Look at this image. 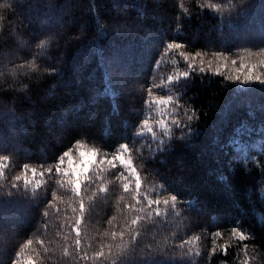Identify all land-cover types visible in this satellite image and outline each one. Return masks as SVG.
<instances>
[{
  "label": "trees",
  "instance_id": "16d2710c",
  "mask_svg": "<svg viewBox=\"0 0 264 264\" xmlns=\"http://www.w3.org/2000/svg\"><path fill=\"white\" fill-rule=\"evenodd\" d=\"M209 2L0 0V155L9 158L4 169L7 179L0 178V264H12L15 252L28 239L33 244L23 256H31L37 264H74L71 257L64 258L63 250L73 244L75 234L61 225L72 222L69 204L78 209V202L69 200L70 190L60 189L52 178H41L39 173L52 167L65 150L76 157L78 143L82 150H115L124 140L134 143V128L143 119L155 127L161 117L156 109H147V93L140 83L149 82L153 73L160 82L187 69L177 53L163 56L167 42H184L183 50L188 52L223 51L237 59V67L240 56L260 50L264 0H235V15L227 20L210 8L201 9ZM180 4L191 18H183L182 29L176 32V18L184 14ZM228 14L225 7L223 15ZM43 35L51 40L40 49L35 37ZM158 58L161 64L155 69ZM260 59L264 57L245 62ZM107 65L112 66L111 84L119 93L115 98L103 94L109 83ZM53 67L55 73L47 70ZM221 81L222 76L214 75L204 83L197 79L183 96L186 106L200 111L193 144L186 146L177 135L169 140L170 151L153 156L145 147L151 142L150 134L135 142L131 158L142 180L141 199L143 194L159 196L161 201L172 193L180 197L175 210L171 203L166 208L161 202L162 215L144 224L137 241L138 258L151 244L156 264H243L245 252L231 236L235 226L254 237L244 242L249 264H264V87L258 83L222 86ZM165 94L179 95L175 89ZM115 104L120 109L116 114ZM25 163L37 169V179L44 180L38 201L22 182L19 190L11 188L10 180ZM114 175L106 174L107 199L95 201L89 222L81 225L90 259L79 264H108L91 259L101 243L111 242L99 233L111 231L107 221L112 216L117 217L113 223L121 225L124 204L133 203ZM132 187L134 194V181ZM52 191L63 202L51 201L55 208L47 209L43 194L51 200ZM191 200L196 201L195 207L188 205ZM42 210L50 212L47 219ZM127 215L130 219L135 213ZM217 230L222 236L216 244L228 245V255L217 251L209 259L211 234ZM194 236L198 237L195 244L185 245V250L200 255L187 256L177 245Z\"/></svg>",
  "mask_w": 264,
  "mask_h": 264
},
{
  "label": "snow or ice",
  "instance_id": "6c2138e0",
  "mask_svg": "<svg viewBox=\"0 0 264 264\" xmlns=\"http://www.w3.org/2000/svg\"><path fill=\"white\" fill-rule=\"evenodd\" d=\"M179 6L184 8L183 4ZM204 7L220 13L221 17L227 20L231 15H235L236 4L235 0H227V6L225 5V0H210L207 5H201V9ZM225 7L228 9V16L223 15ZM183 18H191V13L187 8H184V14L178 15L176 18V32H180L182 29L180 21ZM50 40L51 37L46 35L35 37L36 45L40 49H45ZM185 47L186 44L184 42L169 41L164 46L163 56L167 57L172 53H177L179 59L187 65L186 70L178 71L175 75H169L166 81L161 80L160 82H156L155 74L153 73L152 79L149 82L146 84L144 82L140 83V86L147 93L144 99L147 109L149 111L156 109L161 117L155 121V127L149 123L148 119H143L134 128V134L131 138L134 143L130 144L128 140H124L115 150L96 148L82 150L83 145L78 143L76 145V157L78 159L73 156L71 151L65 150L57 156L52 167H45L39 173L41 178L45 176L52 178L60 189L70 190L71 196L69 200L78 202V209L73 204H69V209L74 215L68 219L72 222L61 225L62 229L68 228L71 233L75 234L73 244L71 246L66 245L63 250L64 258L71 257L74 264H79V261L87 262L90 259L88 251L83 247L81 225L89 222L88 214L95 201L107 199L109 189L107 187L106 174L108 172L115 173L113 180L121 182L123 193L131 194V201L133 203L124 204L122 215L124 222L121 225L113 223L117 219L116 216H112L107 221L111 226V231L105 230L99 233V235L101 238H110L111 242L101 243L99 249L92 253L91 259L95 261H108V264H156L152 255L151 244L145 245L146 250L139 258L136 256L138 238L144 230L145 223L155 222L154 217L162 215L160 210L161 202L166 208L171 203V207L175 210L180 197L172 193L168 198L161 201L159 196L157 198H150L149 195L143 194V198L141 199L142 180L131 158V154L135 151V142L138 138L144 137L146 133L150 134L151 142L147 143L145 147L153 156L170 151L169 140L177 135L186 146L194 143L196 136L199 134V128L196 127L194 122L200 119V111L194 106H186L182 101L187 88L197 79L201 83H204L207 76L214 75L217 77L222 76V86L227 83L250 87L258 83L264 87V71H262L264 70V59H260L257 63L245 62L246 59H250L253 56L264 57V43H262L259 51H248L246 57L240 56L238 67L237 59H230V56L223 51H211L210 53L207 50L188 52L183 50ZM172 63L177 64L178 60L174 59ZM229 63L232 66L231 69H229ZM160 64L161 60L158 58L153 67L158 69ZM106 67L109 69V83L105 86L103 94L115 98L119 93L111 84L110 73L112 66L107 65ZM47 70L52 73L56 72L54 67ZM173 89L179 95L165 94L166 92L171 93ZM181 89L184 90V93H181ZM119 110V105L115 104L113 113L116 114ZM181 110H183V117L180 116ZM157 129H159L160 135H158ZM108 131L111 132L110 125H108ZM165 138L169 139L166 140ZM101 152H104L103 156H101ZM8 159V156L0 155V178L7 179L4 169L8 166ZM104 165L110 167L106 169L103 167ZM117 168L120 171L117 172ZM29 173L31 176H29ZM37 175V169L25 163L19 169V174L10 180L11 188L19 190L22 182L23 188L25 190L31 189L32 197L38 201L42 195L41 189L44 187V180L37 179ZM220 179L223 180L224 177L221 176ZM132 181H134V194H132ZM12 194L10 193V195ZM43 195L45 197L44 207L47 209L55 208V205L51 201L60 200L63 202V197L58 195L57 191L51 192V200L46 198V193ZM123 199V196L119 198V200ZM188 205L195 207L196 201H188ZM37 206L39 207L38 203ZM128 213H135V215H132L129 219ZM42 215L47 219L50 216V212L42 210ZM261 223H264V219L261 220ZM211 235H213L214 239L213 247L208 253L209 259L217 251L227 256L229 246L216 244V240L222 236L221 231L217 230ZM126 236L127 239H125ZM231 236L236 239L238 245H242V250L245 252L243 264H249L247 258L248 245L244 242L254 239V237L247 235L244 230L235 226L231 230ZM67 239L68 236L65 235V240ZM197 239L198 237H191L188 240L181 241L177 246L181 250H185V245L195 244ZM36 243L42 244L43 242L38 240ZM32 244L33 240L31 239L21 244L15 252L12 264H37L31 256H23L25 250ZM88 247L90 248L91 245H88ZM105 249H107V252ZM47 251L48 249H45V252ZM184 254L187 256L200 255L199 251L193 253L191 248L185 250Z\"/></svg>",
  "mask_w": 264,
  "mask_h": 264
}]
</instances>
